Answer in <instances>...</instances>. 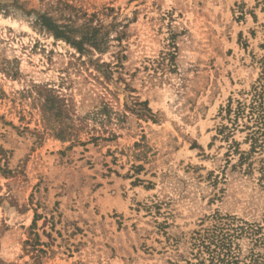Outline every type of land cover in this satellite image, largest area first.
<instances>
[{
    "label": "rangeland",
    "instance_id": "obj_1",
    "mask_svg": "<svg viewBox=\"0 0 264 264\" xmlns=\"http://www.w3.org/2000/svg\"><path fill=\"white\" fill-rule=\"evenodd\" d=\"M263 57L264 0H0V264H197L221 217L264 227L228 114Z\"/></svg>",
    "mask_w": 264,
    "mask_h": 264
},
{
    "label": "trees",
    "instance_id": "obj_2",
    "mask_svg": "<svg viewBox=\"0 0 264 264\" xmlns=\"http://www.w3.org/2000/svg\"><path fill=\"white\" fill-rule=\"evenodd\" d=\"M260 63L259 77L252 84L248 96L237 100L235 108L230 102L228 114L234 115L233 125L236 127L241 119L244 121L243 127L247 130V140L251 145L249 153L242 154L241 163L249 161L248 166L253 170L254 163L258 162L260 180L264 182V57ZM252 156L257 157L250 160ZM224 218L227 221H221L209 237L200 239L203 250L198 255L200 258L197 264H264V252L257 251L254 247H264V227L259 223L246 221L235 225L236 217H221ZM237 238L249 239L253 246L247 250L243 249V245L235 246ZM204 253L208 257L202 256Z\"/></svg>",
    "mask_w": 264,
    "mask_h": 264
}]
</instances>
